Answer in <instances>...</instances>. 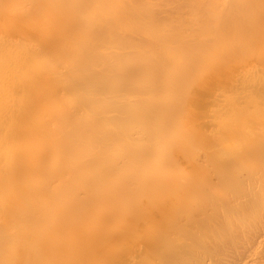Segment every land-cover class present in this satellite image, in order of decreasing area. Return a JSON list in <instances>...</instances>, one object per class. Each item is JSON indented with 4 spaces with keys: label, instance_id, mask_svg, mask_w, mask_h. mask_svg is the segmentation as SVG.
<instances>
[{
    "label": "bare ground",
    "instance_id": "1",
    "mask_svg": "<svg viewBox=\"0 0 264 264\" xmlns=\"http://www.w3.org/2000/svg\"><path fill=\"white\" fill-rule=\"evenodd\" d=\"M219 188L264 206V0H0V264H264L175 217Z\"/></svg>",
    "mask_w": 264,
    "mask_h": 264
},
{
    "label": "rangeland",
    "instance_id": "2",
    "mask_svg": "<svg viewBox=\"0 0 264 264\" xmlns=\"http://www.w3.org/2000/svg\"><path fill=\"white\" fill-rule=\"evenodd\" d=\"M221 191L220 193H219V191ZM226 190V191H225ZM239 192H240V190H238ZM243 191V190H242ZM225 192L226 193H228V192H230V193H228V194H231V190L229 189V191H228V189L227 188H219V189H213V190H211V192H209V193H206V195H205V193H202V194H204V195H202V196H200V192L199 193H197L196 192V194L195 193H190L191 195H193V196H191V195H189V196H184V197H189V198H186L187 200L186 201H194L193 202V204L195 205V207H196V205H197V207L195 208V207H192V208H187V207H185V209L183 208H179L180 210H178V212H177V215H175V217L177 218L179 215V218H182L181 220H183V221H181V222H184V221H191V222H194L193 220H197L198 218H199V216H200V213H201V215H205V217L207 216L208 218H213L214 219V221L215 220H217V218H223L221 215L223 214V216H224V214H225V217H226V219H224V221L225 220H227V221H229L230 222V220L231 221H233V223H231V224H233V225H236L237 226V224H238V222L240 223V221H241V223L243 224V222L245 223V221H247V222H250L249 223V225H251V227H254V228H256V227H258L259 228V224L258 223H260V224H262V223H264L263 222V220H264V206H262V205H260V203L259 204H256L255 206H254V208H253V205L251 206L252 208H251V210L250 209H248V208H250V206H248V205H250L249 203H251V202H249L248 200V202L249 203H247V204H244V201H243V199L245 198H243V197H241V196H239V194L241 193H239V192H236V191H234L235 192V194L234 193H232L231 195H233V196H227L226 194H225ZM246 192V194H247V191H245ZM250 191L248 190V193H249ZM251 193V192H250ZM197 195V196H196ZM226 195V196H225ZM252 195V194H251ZM195 196V197H194ZM206 196V197H205ZM246 196V195H245ZM247 196H250V195H247ZM246 196V197H247ZM253 196H255V199L256 198H259V194L257 195V194H255V195H253ZM202 197H205V198H202ZM209 197V198H208ZM224 197H227V199L225 198L224 199ZM229 197V198H228ZM251 197V196H250ZM156 198V197H155ZM158 198V197H157ZM191 198V199H190ZM192 198H194V199H192ZM200 198H201V201H202V203H200ZM185 199V198H184ZM198 199V200H197ZM219 199V200H218ZM220 199H223L222 201L220 200ZM239 199V200H238ZM240 199H242L241 201H243V203L242 204H244L245 206H239L240 204H238L239 202H241L240 201ZM246 199H248V198H246ZM251 199V198H250ZM249 199V200H250ZM195 200H197V201H195ZM207 201L206 202V204H204L205 203V201ZM236 200H238L239 202H237ZM252 200V199H251ZM246 201V200H245ZM204 202V203H203ZM261 202H262V199H261ZM199 204H201V206H199ZM204 204V205H203ZM241 204V205H242ZM263 204V203H262ZM238 205V207H236ZM264 205V204H263ZM224 207V210L223 211H221L222 210V208ZM240 207V208H239ZM195 208V209H194ZM220 208V209H219ZM241 208H244V209H241ZM181 209H182V211H181ZM166 210V209H165ZM185 210V211H184ZM189 212H188V211ZM188 212L189 213V215H188V213H185V212ZM201 211V212H200ZM170 212V215L172 214L171 213V211H169ZM168 212V213H169ZM181 212V213H180ZM200 212V213H199ZM167 213V214H168ZM186 214V215H185ZM191 214V215H190ZM194 214V215H193ZM198 214H199V216H198ZM193 216V217H192ZM196 218H195V217ZM173 217V216H172ZM189 217V218H188ZM192 217V218H191ZM245 218L247 219V220H245ZM172 219V218H171ZM223 219H222V221H223ZM229 219V220H228ZM243 220H245V221H243ZM262 220V221H261ZM220 221V220H219ZM234 221H236L237 223H235L234 224ZM243 221V222H242ZM262 223H261V222ZM179 222H180V220H179ZM221 222V221H220ZM247 222L245 223V224H247ZM240 223V224H241ZM241 224V225H242ZM252 224H255V225H252ZM257 225V226H256ZM243 226V225H242ZM246 226H248V225H246ZM261 226H264V224H262ZM238 227V226H237ZM241 227V226H240ZM244 227V226H243ZM251 227H249V230H248V233H249V235L248 236H250V235H252V234H250V232L253 230V228H251ZM232 229H236V227H234V226H232L231 227ZM251 228V229H250ZM241 230V228H239L238 227V229H236L237 230V232H238V230ZM243 229V228H242ZM214 230V229H213ZM212 230V231H213ZM236 230H234V231H236ZM239 230V231H240ZM216 231V230H215ZM233 231V230H232ZM253 231H256V229H254ZM252 231V232H253ZM221 232V231H220ZM251 232V233H252ZM211 233V232H210ZM213 233L214 234H217V232L215 233L214 231H213ZM222 233V235L225 233V232H221ZM221 233H219V234H221ZM236 233V232H235ZM234 233V234H235ZM241 232H239L238 234H240ZM201 234V233H200ZM203 234H205V233H203ZM212 234V233H211ZM237 234V235H238ZM242 234V233H241ZM254 234V233H253ZM237 235H234V236H237ZM213 236V235H212ZM216 236V238L218 237V236H220V235H215ZM215 236H214V238H215ZM224 236V235H223ZM247 236V237H248ZM220 237H222V236H220ZM240 237H243L242 235L241 236H238L237 238H236V240H237V242L235 243V244H237L238 245V247H236V248H238V249H242L241 247H243L244 248V246L243 245H241L240 246V244H245L246 242H248L249 241V239L248 240H246V242L244 243L243 241H244V239L243 240H240L241 238ZM251 237V236H250ZM211 238V240H212V237H210ZM223 239H224V237H222ZM222 238H221V240H222ZM218 239V238H217ZM216 239V240H217ZM215 240V241H216ZM220 240V239H219ZM219 240H217V241H219ZM220 240V241H221ZM213 241V240H212ZM209 242V241H208ZM249 243V242H248ZM248 243H246V245H248ZM211 245H212V243H211ZM236 245V246H237ZM246 245H245V250H248L249 248H247L246 247ZM196 246V245H195ZM198 246V245H197ZM263 246V245H262ZM200 247V246H199ZM208 247H209V245H208ZM212 247V246H211ZM214 247V246H213ZM212 247V250H210V253H214V251H216V252H218L217 250H215L214 248ZM250 247L252 248V247H257V246H253L251 243H250ZM196 248V247H195ZM250 248V252H249V250H248V252L250 253H248L249 255L248 256H254L255 255V253L257 254V252H259L261 249H263L262 247H260V248H258V251L256 252H252L253 250ZM256 248V249H257ZM209 249V248H208ZM255 249V250H256ZM200 250V249H199ZM240 250H238V251H240ZM201 251V250H200ZM212 251V252H211ZM215 252V253H216ZM209 252H208V255L210 254ZM214 253V254H215ZM246 253V252H245ZM246 253V254H247ZM252 253H253V255H252ZM214 254H210L211 256H213V257H211V258H214L215 259V257H214ZM210 255L209 256H207V254L205 255V254H203L202 256H201V260H203V261H205L206 259L205 258H207V257H210ZM215 255H217L218 256V254L216 253ZM221 255V254H220ZM207 256V257H206ZM222 256V255H221ZM220 257V256H219ZM219 257H217V258H219ZM223 257V256H222ZM224 258V257H223ZM223 258H221V260H223ZM205 259V260H204ZM209 259V258H208ZM213 259V261H215V260H217V259H215L214 260ZM210 260V259H209ZM209 260H207V261H209ZM212 260V259H211ZM210 260V261H211ZM220 260V258L218 259V261ZM206 261V262H207Z\"/></svg>",
    "mask_w": 264,
    "mask_h": 264
}]
</instances>
